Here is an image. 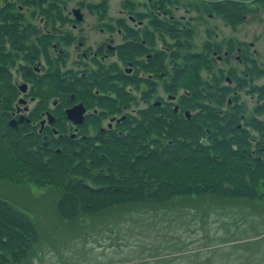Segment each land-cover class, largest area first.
<instances>
[{"label": "flooded vegetation", "instance_id": "af4514ba", "mask_svg": "<svg viewBox=\"0 0 264 264\" xmlns=\"http://www.w3.org/2000/svg\"><path fill=\"white\" fill-rule=\"evenodd\" d=\"M115 6L0 0V131L58 153L159 118L196 125L200 145L229 147L244 166L263 164L264 0Z\"/></svg>", "mask_w": 264, "mask_h": 264}, {"label": "trees", "instance_id": "16d2710c", "mask_svg": "<svg viewBox=\"0 0 264 264\" xmlns=\"http://www.w3.org/2000/svg\"><path fill=\"white\" fill-rule=\"evenodd\" d=\"M144 122L146 127L136 121L126 136L112 135L96 146L92 141L82 148L74 141L64 143L58 153L2 130L0 179L18 186L30 183L56 189L54 210L61 225L113 212L125 214L129 209L140 210L139 216L160 213L168 218L165 224H170L189 211L203 220L211 206L218 205L220 210L212 216H219L230 206L239 209V204L264 202V163L244 166V159L229 147L200 145L201 129L196 125L189 127L181 121L170 125L159 118ZM178 137L182 141L175 140ZM166 139L173 140L171 146ZM10 201L0 195V232L4 236L0 248L11 254L17 251L19 260L37 242L38 234L18 201ZM263 241L264 230L231 242L248 247Z\"/></svg>", "mask_w": 264, "mask_h": 264}, {"label": "rangeland", "instance_id": "374dc122", "mask_svg": "<svg viewBox=\"0 0 264 264\" xmlns=\"http://www.w3.org/2000/svg\"><path fill=\"white\" fill-rule=\"evenodd\" d=\"M103 1L107 13L115 15L118 0ZM69 2L95 5L97 0ZM225 185L231 191V186ZM56 191L0 179V195L18 201L38 234L37 242L23 259L18 260L17 251L14 256L5 253L9 256L5 264H264V241L248 247L231 242L264 230V202L239 204V209L230 206L219 216H212L220 210L216 209L218 205L211 206L203 220L189 211L170 224H165L168 218L160 213L152 216L143 212L139 216L140 210L129 209L125 214L113 212L61 225L54 210Z\"/></svg>", "mask_w": 264, "mask_h": 264}, {"label": "water", "instance_id": "95a60500", "mask_svg": "<svg viewBox=\"0 0 264 264\" xmlns=\"http://www.w3.org/2000/svg\"><path fill=\"white\" fill-rule=\"evenodd\" d=\"M206 1H220V0H206ZM232 1H237V2H249V1H253V0H232ZM46 142H47V138L43 139L42 145L46 147Z\"/></svg>", "mask_w": 264, "mask_h": 264}]
</instances>
